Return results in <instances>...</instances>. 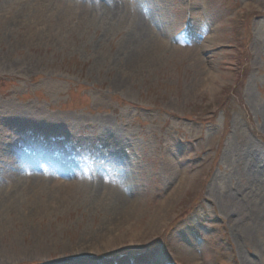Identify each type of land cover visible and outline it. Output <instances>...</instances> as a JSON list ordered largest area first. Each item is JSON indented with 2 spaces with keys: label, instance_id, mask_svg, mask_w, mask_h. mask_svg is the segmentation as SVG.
Listing matches in <instances>:
<instances>
[{
  "label": "rangeland",
  "instance_id": "rangeland-1",
  "mask_svg": "<svg viewBox=\"0 0 264 264\" xmlns=\"http://www.w3.org/2000/svg\"><path fill=\"white\" fill-rule=\"evenodd\" d=\"M137 42L154 53L130 66ZM5 145L16 178L78 192L8 213L0 264H264V0H0ZM108 186L140 205L126 241L89 248Z\"/></svg>",
  "mask_w": 264,
  "mask_h": 264
},
{
  "label": "bare ground",
  "instance_id": "bare-ground-1",
  "mask_svg": "<svg viewBox=\"0 0 264 264\" xmlns=\"http://www.w3.org/2000/svg\"><path fill=\"white\" fill-rule=\"evenodd\" d=\"M138 33L143 34L149 39L151 37L147 36V32H144L143 28H138ZM138 42L134 46V51H132V57L129 59L130 66H133L134 63L138 61H149L148 56H150L151 53H154L152 50H154L157 53H162L163 49L157 42L154 44L151 43L150 40V48L152 49H143V42H139V47L137 46ZM148 50H151V53L148 52ZM135 56V57H133ZM36 133L35 129L33 131ZM35 135V134H34ZM10 145H5L3 148H1L0 152L3 154H8ZM13 157V158H12ZM9 159L12 162H8L3 157H0V164L2 167H5V169H8L9 174H13L15 178L10 177L8 180L5 179L3 183H0V228L6 227V222L8 219V213H16L21 212L22 214H47L48 212L52 211H59L61 207L64 206V204H68V200H70V197L72 195H75L77 193L78 189H76V186H63L64 180L60 179V177H54L53 179H49L47 177V181L45 179H42L44 182L40 183L35 181L36 178L30 176L27 178H16L18 177L20 170L24 169V167L19 168V163L23 164L22 162H19V160L12 156ZM21 161V160H20ZM15 165V166H14ZM24 165V164H23ZM36 165V164H34ZM32 165L31 169L35 168V166ZM15 167V168H14ZM25 171V170H22ZM19 179V180H18ZM184 180V178L181 179L178 185ZM34 184V187H31V185ZM40 185V186H37ZM182 184L180 185V187ZM108 189V190H107ZM15 192H18V196L13 195ZM103 194H101V198L104 199V196L111 195V197L117 201V211L114 216L110 220V223L108 224V227L110 229H107V233L100 237L97 241H85V244H88L87 246H97L98 243L101 244V240L104 241L102 243L103 247L107 249L114 248L116 245H119L123 241L127 240V234L126 235H116L117 231H120L123 224L125 223L124 219L129 218V216L133 215L137 212V209L139 207L138 197L135 195L134 191H128V189H118L116 187L108 186L106 189H104ZM45 197L44 199H36L35 197ZM10 215V214H9ZM262 215H260V220H258L259 226H261L263 230L264 235V210L262 212ZM29 216V215H28ZM158 219V221H161V218L159 216H152L150 218V221H153L154 219ZM151 226V225H149ZM149 226L145 229H142V231L147 232ZM110 238V239H109ZM136 239H131V243L134 242ZM88 248V249H89Z\"/></svg>",
  "mask_w": 264,
  "mask_h": 264
}]
</instances>
